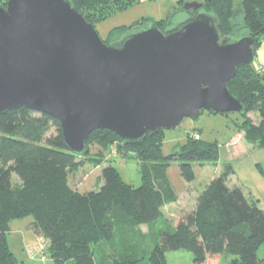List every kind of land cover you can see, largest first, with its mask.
Returning <instances> with one entry per match:
<instances>
[{
  "label": "trees",
  "instance_id": "16d2710c",
  "mask_svg": "<svg viewBox=\"0 0 264 264\" xmlns=\"http://www.w3.org/2000/svg\"><path fill=\"white\" fill-rule=\"evenodd\" d=\"M71 1L94 27L141 3ZM201 4V11L218 18L226 36L237 37L238 17L242 14L247 35L256 40L258 47L264 41V0H201ZM180 10L189 16L198 13ZM176 15L171 11L159 21L143 18L117 31L125 35L147 23H155L165 31ZM229 90L246 108L239 129L251 144L264 147V72L252 63L241 67L229 83ZM253 111L261 115L259 125L248 117ZM52 128L56 133L48 136ZM162 131L131 145L112 131L97 130L89 136L86 152L79 155L65 145L60 123L54 118L25 107L0 115V264H20L10 250L7 233L14 220L27 217L34 218L32 231L50 242L49 255L56 264H141L144 260L168 264L167 253L179 250L190 252L195 264H220L225 258L231 259L229 264H264L257 255L264 245V212L242 187L229 186L235 174L230 165L199 194L195 209L183 211L173 230L159 234L145 259L136 255L103 261L96 258L93 247L114 242L118 230L153 227L162 218L164 208L178 202L168 175L173 161L180 163L181 175L188 183L196 180L194 163L219 161L217 145L201 138H190L182 148L165 156L158 139ZM95 137L104 148L111 138H118L124 146L136 149L143 161L139 187L125 182L114 166L103 169V185L98 191L84 194L71 187V173L89 152V143Z\"/></svg>",
  "mask_w": 264,
  "mask_h": 264
},
{
  "label": "water",
  "instance_id": "95a60500",
  "mask_svg": "<svg viewBox=\"0 0 264 264\" xmlns=\"http://www.w3.org/2000/svg\"><path fill=\"white\" fill-rule=\"evenodd\" d=\"M184 8L198 13L107 44L71 0H8L0 5V115L22 107L46 114L80 155L97 130L135 145L202 111L244 114L229 83L253 62L256 40L226 36L202 4Z\"/></svg>",
  "mask_w": 264,
  "mask_h": 264
},
{
  "label": "rangeland",
  "instance_id": "374dc122",
  "mask_svg": "<svg viewBox=\"0 0 264 264\" xmlns=\"http://www.w3.org/2000/svg\"><path fill=\"white\" fill-rule=\"evenodd\" d=\"M144 1L141 0L143 3ZM1 2L7 3L8 0H1ZM180 8H184V5ZM145 12H148L145 6H137L96 24L95 28L103 41L108 44L116 43L125 36L121 35L117 29L130 27L142 21ZM188 17H190L188 13L178 12L172 20L173 24L171 23L172 25L167 29L176 26ZM237 26L239 33L235 39L247 35L248 32L242 24V14L238 17ZM252 65L260 71L264 69V41L259 46ZM248 117L255 125H259L262 120L261 115L254 111L250 112ZM242 122L243 117L239 113L213 115L202 111L197 120L186 118L178 128L162 131L158 139L163 143L165 156L182 148L190 141V138H201L202 141L217 145L219 161L205 162L203 165L194 163L196 180L192 183L183 179L180 163L173 161L168 175L178 194V202L165 207L162 218L153 227L143 225L137 230H118L114 242L93 247L96 258L103 261L111 260L112 257L123 258L136 255L145 259L147 253L158 241L159 234L164 230H173L183 211H192L196 208L199 194L213 179L223 174L226 165H230L235 171V174L230 177L229 186L237 184L242 187L246 195L264 212V147L254 146L247 140L244 131L239 129ZM55 133L56 128H52L48 136ZM96 137L89 143V152L79 159V162L81 161L79 166L71 173V187L84 194L98 191L103 185V169L107 166L116 167L125 182L139 187L142 184L143 161L138 158L136 149L124 146L118 138H111L107 148H104L99 145ZM33 222V217H27L14 220L10 224L7 239L11 252L20 264H56L50 258L48 240L37 236L36 239L30 241L34 236L31 229ZM41 247H44V250H41ZM257 255L260 260H264V245L261 246ZM167 260L168 264H195L193 255L185 250L168 252ZM230 260L225 258L220 264H229ZM141 264L150 263L149 260H144Z\"/></svg>",
  "mask_w": 264,
  "mask_h": 264
},
{
  "label": "crops",
  "instance_id": "0c3cea01",
  "mask_svg": "<svg viewBox=\"0 0 264 264\" xmlns=\"http://www.w3.org/2000/svg\"><path fill=\"white\" fill-rule=\"evenodd\" d=\"M189 3L201 4V0H145L144 3L141 2L137 6H145L148 10L147 13L145 12L146 16L144 15L143 18H152L154 21H159L165 19L171 11L182 13L183 11L180 10V7ZM37 236L38 235L34 233V236L31 237L30 241L36 239Z\"/></svg>",
  "mask_w": 264,
  "mask_h": 264
},
{
  "label": "built area",
  "instance_id": "2783aa9c",
  "mask_svg": "<svg viewBox=\"0 0 264 264\" xmlns=\"http://www.w3.org/2000/svg\"><path fill=\"white\" fill-rule=\"evenodd\" d=\"M261 71L264 72V69H261ZM43 248H44V247H41V250H44Z\"/></svg>",
  "mask_w": 264,
  "mask_h": 264
},
{
  "label": "flooded vegetation",
  "instance_id": "af4514ba",
  "mask_svg": "<svg viewBox=\"0 0 264 264\" xmlns=\"http://www.w3.org/2000/svg\"><path fill=\"white\" fill-rule=\"evenodd\" d=\"M187 11V10H186Z\"/></svg>",
  "mask_w": 264,
  "mask_h": 264
}]
</instances>
